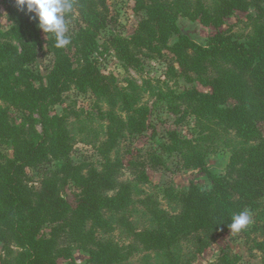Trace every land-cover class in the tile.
<instances>
[{"label": "trees", "instance_id": "1", "mask_svg": "<svg viewBox=\"0 0 264 264\" xmlns=\"http://www.w3.org/2000/svg\"><path fill=\"white\" fill-rule=\"evenodd\" d=\"M136 1L145 7L146 16L134 32L129 37H108L118 58L129 65L137 61L132 49L170 50L182 74L188 78L194 74L211 86V92L183 91L195 101L198 112L194 114L207 115L233 129L244 146L231 153L226 170L220 175L204 167L203 154L191 150L185 155L184 167L204 168L211 188L190 183L181 191V211L173 215L155 211L156 227L133 231L135 241L155 252L172 251L180 241L200 231L207 236L217 230L228 231L231 216L248 208L254 214L249 231L261 236L256 248L264 264V135L260 128L264 123V26L256 29L249 44L217 31L205 46L176 27V19L181 15L218 28L234 10H246L251 2L263 9L264 0H218L212 10L200 0ZM73 3V11L66 18L78 16L71 43L56 48L51 34H46L54 62L46 82L39 87L32 85L37 79L27 65L35 59L43 31L31 14L18 8L16 0L14 7H9L13 23L4 33L7 38L0 43V56L10 69L9 75L2 76L4 82L0 80V100L18 101L26 108L30 102L58 103L61 94L71 86L79 91L89 88L110 107L104 144L111 149L122 133H141L144 122L132 114L134 98L120 92L114 78L101 71L93 56L96 36L109 22L106 0ZM174 34L176 39L168 43ZM226 99L234 102L226 105ZM118 101L124 105L125 119L115 110ZM172 141L164 144L169 152L178 149L174 137ZM70 147L60 127L49 124L38 138L33 125L24 127L12 122L7 108L0 104V242L8 253H12V244L19 248L14 257L4 259L2 264H58L59 258L76 264L74 249L84 250L90 264H114L123 259V247L97 237L98 232H109L123 218L122 212L130 203L131 184L118 179L122 163L103 157L100 170L74 163ZM150 161L154 168L162 162L154 151L150 152ZM130 163L135 166L134 177L145 182V163ZM38 167L43 169L42 180L35 188L28 184L26 169ZM69 183L78 190L75 204L61 194ZM108 212L118 219L105 216ZM174 255L168 251L163 264H191L189 259ZM219 260L233 264L224 253Z\"/></svg>", "mask_w": 264, "mask_h": 264}, {"label": "rangeland", "instance_id": "2", "mask_svg": "<svg viewBox=\"0 0 264 264\" xmlns=\"http://www.w3.org/2000/svg\"><path fill=\"white\" fill-rule=\"evenodd\" d=\"M200 1L210 10L218 2ZM14 3L15 0H0V43L7 38L4 33L13 23L9 7H14ZM106 4L109 22L96 36L93 56L101 71L114 78L120 92L127 93L129 99L134 98L132 114L144 122L141 133H122L109 149V144H104V141L108 126L106 115L110 107L104 98L98 97L89 88L79 91L71 86L61 94L60 102L55 104L30 102L26 108L18 101L0 100V104L7 108L12 122L20 123L24 127L33 125L38 138L49 124L63 129L66 141L71 145L69 155L74 163L94 166L97 170L101 169L103 157L122 163L118 179L131 184L130 203L122 212L123 218L115 222L109 232L97 233L98 238L111 240L123 247V259L114 264H163L168 251L182 259H189L191 264H222L219 257L223 253L233 264H262V254L256 248V241L261 236L257 232L249 231L254 222V214L248 208L245 209L251 213L252 222L239 233L217 230L207 236L200 231L180 241L172 251L155 252L144 248L139 241L136 243L133 231L156 227L155 211L170 215L181 211V191L186 190L190 183L211 188V181L204 168L184 167L185 155H189L191 150L203 154L204 167L220 175L225 172L231 153L244 144L233 129L207 115L194 114L195 111L198 112L195 101L183 91L195 89L198 93L211 92V86L194 74L191 78L182 74L170 50L155 47L135 52L132 49L137 61L129 65L118 58L108 37H129L146 16V9L136 0H106ZM261 6L263 9L257 8L251 2L246 10H234L218 28L205 26L198 19L192 20L181 15L176 19V27L188 32L193 41L203 46L217 31L232 34L237 41L249 44L256 29L264 26V1ZM66 21V35L70 38L78 24L77 14ZM46 37V34L40 33L41 43L36 47L35 59L27 65L37 79L32 82L34 87L46 82L45 77L54 62V56L46 44ZM175 39L176 34L171 35L168 43ZM13 43L16 44V41L13 40ZM9 69L0 56L1 81L4 82V74L9 75ZM10 83H14L13 78ZM233 102L232 99H226L224 104ZM123 109L124 105L118 101L115 110L125 119ZM260 128L264 135V123L260 124ZM173 137L178 149L169 152L164 149V144L173 143ZM6 145L10 147L9 144ZM151 151L162 160L155 168L150 161ZM11 153L10 151V155ZM131 161L145 163L142 167L147 173L145 182L134 177L135 166ZM53 165L54 163L50 166ZM42 170L41 167L26 169L30 186H40ZM77 192V188L69 183L61 194L70 204H75ZM105 216L118 219L110 212ZM11 250L12 253H8L7 248L0 242V264L4 259L14 257L19 248L12 244ZM72 254L76 264H90L84 250L74 249ZM58 264H67V261L59 258Z\"/></svg>", "mask_w": 264, "mask_h": 264}, {"label": "clouds", "instance_id": "3", "mask_svg": "<svg viewBox=\"0 0 264 264\" xmlns=\"http://www.w3.org/2000/svg\"><path fill=\"white\" fill-rule=\"evenodd\" d=\"M16 4L37 20L38 27L45 34H51L56 48H64L71 43L66 35V18L73 11V0H16ZM251 222V213L245 209L233 214L227 227L232 233H239Z\"/></svg>", "mask_w": 264, "mask_h": 264}]
</instances>
